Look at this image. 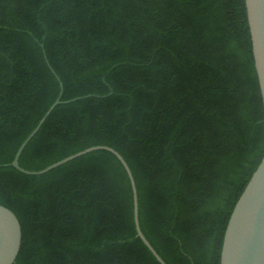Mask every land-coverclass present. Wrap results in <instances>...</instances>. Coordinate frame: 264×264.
Wrapping results in <instances>:
<instances>
[{
    "label": "trees",
    "instance_id": "obj_1",
    "mask_svg": "<svg viewBox=\"0 0 264 264\" xmlns=\"http://www.w3.org/2000/svg\"><path fill=\"white\" fill-rule=\"evenodd\" d=\"M219 264L264 153L244 0H0V204L14 264Z\"/></svg>",
    "mask_w": 264,
    "mask_h": 264
},
{
    "label": "water",
    "instance_id": "obj_2",
    "mask_svg": "<svg viewBox=\"0 0 264 264\" xmlns=\"http://www.w3.org/2000/svg\"><path fill=\"white\" fill-rule=\"evenodd\" d=\"M244 5L251 41L253 66L264 113V0H244ZM59 103L60 100L57 98L48 107L37 125L19 146L11 165L21 173L41 175L95 150H105L112 153L123 166L129 179L136 237L142 241L159 264H166L140 230L135 183L126 162L115 150L107 146L88 147L38 171H28L18 165V157L22 149ZM20 246V223L10 209L0 204V264H14ZM219 264H264V153L230 213L223 233Z\"/></svg>",
    "mask_w": 264,
    "mask_h": 264
}]
</instances>
